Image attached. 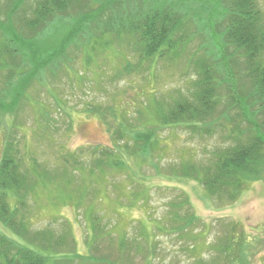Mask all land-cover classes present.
Segmentation results:
<instances>
[{
	"label": "trees",
	"instance_id": "obj_1",
	"mask_svg": "<svg viewBox=\"0 0 264 264\" xmlns=\"http://www.w3.org/2000/svg\"><path fill=\"white\" fill-rule=\"evenodd\" d=\"M27 1L0 0V130L5 118L13 117L12 124L5 128L0 160V264L62 262L63 255L52 253L59 254L61 250L57 249L67 246L70 232L57 237L51 230L31 231L28 225L30 210L33 199L48 187H54L59 194L52 196L53 203L65 197L62 186L65 190L70 188L77 202L79 198L88 199L91 186H80L77 173L85 175L82 179H89L92 184L102 178L108 179L113 172L126 173L125 181L130 183L129 186L143 188L141 192L136 190L132 193L134 199H138L146 196L150 189L141 178H137L138 175L129 171L134 163L139 168L144 164L151 165L159 177L197 180L210 200L224 204L236 202L251 179L264 178V66L260 63L264 53V14L258 0H219L220 16L227 18L228 23L221 42L210 34L219 48L226 50L231 47L234 49L231 56L238 54L244 58L242 66L250 80V88L244 94L239 96L234 88L223 94L221 83L216 81L218 71L211 63L203 64L197 69L193 86L181 91L173 101L166 103L154 98L153 109L141 129L125 126L113 106L106 111L94 110L102 118V114L106 117L113 115V125L107 122L113 146L93 150L81 148L75 152H64L65 148H62L50 167L41 162L35 152L23 148L16 137L25 124L15 116L27 105L37 111L35 127L46 132L41 134L42 137L50 136L47 134L56 120L42 101H33L30 95H33L34 84L38 83L52 94L47 84L60 72L69 74L72 70L70 63L75 61L78 52L86 54L87 63L93 61V56L98 55L97 46L110 45L109 35L119 40L125 36L138 60L137 64L128 62L117 76H129L136 70L150 71L159 60H165L174 52L175 37L184 25L183 12L180 11V3L176 2L179 7L166 2L159 5L157 0H34L30 14L21 13ZM93 4H98V7L93 9ZM204 23V20L200 21L206 32L209 28H205ZM60 29L65 31L57 44L45 41V37L50 35L46 33ZM225 70L230 71V68L226 66ZM228 74L231 80V73ZM229 96L234 99L235 118L220 111ZM56 104L68 114L57 99ZM88 109L97 107L89 105ZM224 122L237 133L232 146L214 152L207 162L182 160L164 174L158 164L162 160L158 150L165 149L160 135L162 130L188 128L195 134L212 135L214 131L226 129ZM244 123L247 124L245 129L242 128ZM182 194L178 200L169 203L170 211L165 222L153 221L155 231L183 237L199 222V217L192 212L189 196ZM95 211H91L92 237L87 243L90 255L75 253V260L79 259L81 264H140L136 263V254H143L142 264H153L156 248L150 238L155 235L147 231L143 235L148 245L146 253H143L145 246L137 243L136 239L123 237L115 250L108 246V252L101 254V239L110 238V235L101 228ZM15 236L34 246L18 243ZM110 244L115 243L111 241ZM224 248L223 254L230 246L225 245ZM72 262L71 259L66 264ZM198 264L202 263L199 261Z\"/></svg>",
	"mask_w": 264,
	"mask_h": 264
},
{
	"label": "rangeland",
	"instance_id": "obj_2",
	"mask_svg": "<svg viewBox=\"0 0 264 264\" xmlns=\"http://www.w3.org/2000/svg\"><path fill=\"white\" fill-rule=\"evenodd\" d=\"M28 1L21 13L30 14V6L34 5V0ZM157 2L159 5L164 2L180 3L184 25L175 37L177 49L165 60H159L150 71L136 70L129 76H117L128 62L137 64L138 60L124 39L125 36L119 40L109 35L110 45L97 46L98 55L93 56V61L87 63L86 54L78 52L75 61L70 63L72 70L69 74L60 72L58 77L47 84L52 94L38 83L34 84L31 90L33 95H30L33 101H42L56 120L47 134L50 136L42 137L41 134L46 132L35 127L37 111L27 105L15 116L20 123L25 124L16 133V137L22 142L23 148L35 152L47 167L54 165L62 148H65L64 152H75L81 148L93 150L96 147L113 146L109 130V124L113 125V115L106 117L102 114L105 122L101 114L94 113V110L106 111L113 106L116 114L123 118L125 126L141 129L153 109L154 98L166 103L173 101L181 91H187L193 86L197 69L203 64L211 63L216 68V81L221 83L223 94H228V90L234 88L240 96L250 88V80L242 66L244 58L238 54L231 56L234 50L231 47L226 50L219 48L217 41L210 35L212 33L221 42L223 30L228 23L227 18L220 16L219 0ZM258 5L264 14V0H258ZM97 7L98 4L92 5L93 9ZM201 20L205 21L204 26L209 28L208 31L205 32L202 28ZM55 31L46 33L50 34L45 37L46 42L57 44L62 39L65 30ZM220 50L224 53L221 54ZM260 63L264 66V53L260 57ZM226 66L230 71L225 70ZM228 72L231 73V80ZM56 99L68 114L60 110ZM232 103L234 99L229 96L222 103L220 111L235 118L237 112ZM89 105L97 109L89 110ZM12 118H5V124L0 130V160L5 128L7 124H12ZM237 119L240 120L239 117ZM260 120L261 117L258 119L259 123ZM224 124L226 129L214 131L212 135L195 134L188 128L162 130L160 135L165 149L158 150L162 159L158 164L164 174L170 172L172 165H178L182 160L207 162L214 152L232 146L237 133L232 132L230 124ZM245 126L247 124L244 123L242 128L245 129ZM162 147L161 145L160 148ZM137 165L134 163L129 173L138 175L137 178H141L150 189L146 196L138 199H134L132 193L136 190L141 192L143 188L129 186L130 183L125 181L128 174L119 171L94 184L89 179H82L86 177L82 173H77L80 186H91L88 199L79 198L77 202L72 197L70 188L65 190L63 186L61 188L65 191V197L62 200L52 202V196L59 195L54 187H48L33 199L28 224L31 231L51 230L56 236L70 232L67 246L57 249L61 250L60 255L52 253L63 255L60 264H66L71 259L74 261L72 264H81L79 259H74L75 253L90 255L87 243L92 237L91 211L94 209L101 228L110 235V238L107 236L101 239V254L108 252V246L115 250L123 237L136 239L137 243L145 246L143 253H146L148 245L143 235L147 231L155 235L150 238L156 248L152 257L153 264H198L199 261L202 264H264V178L251 179L236 202L224 204L218 200H210L195 179L159 177L151 165L144 164L141 168ZM138 170L140 171L137 172ZM182 192L189 196L192 212L199 217V222L183 237L175 233L157 232V229L155 231L153 221H164L170 211L169 203L182 197ZM15 237L24 246L32 245ZM111 241L115 244L111 245ZM225 245L230 246V249L226 248V254H223ZM136 258V263L142 264L143 254H136Z\"/></svg>",
	"mask_w": 264,
	"mask_h": 264
}]
</instances>
